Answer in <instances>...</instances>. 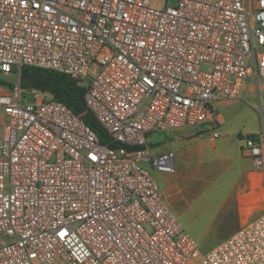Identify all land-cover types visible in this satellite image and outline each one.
<instances>
[{"label":"built area","instance_id":"built-area-1","mask_svg":"<svg viewBox=\"0 0 264 264\" xmlns=\"http://www.w3.org/2000/svg\"><path fill=\"white\" fill-rule=\"evenodd\" d=\"M24 66L83 86L115 146L0 85V264H264V211L202 252L142 166L174 171L150 132L214 123L264 82V0H0V72ZM243 148L264 169V131Z\"/></svg>","mask_w":264,"mask_h":264},{"label":"crops","instance_id":"crops-1","mask_svg":"<svg viewBox=\"0 0 264 264\" xmlns=\"http://www.w3.org/2000/svg\"><path fill=\"white\" fill-rule=\"evenodd\" d=\"M245 95L254 99L260 109V119L254 126L248 123L247 126L222 129L217 131L219 135L216 137L213 131L206 134L188 131L177 137L180 144L171 151L174 171L167 175L169 189L175 185V177L183 174L194 181H207L204 165L209 163L206 187L209 191V215L205 228L209 232L224 233L216 238L217 241L227 238L264 211V169L256 168L252 156L243 148L246 136L264 131V82L259 88L249 85ZM230 103L231 100H222L214 107L218 110ZM160 153L163 152H152L153 155ZM196 187L195 192L201 193L203 188L197 190ZM214 246H209V249Z\"/></svg>","mask_w":264,"mask_h":264},{"label":"rangeland","instance_id":"rangeland-1","mask_svg":"<svg viewBox=\"0 0 264 264\" xmlns=\"http://www.w3.org/2000/svg\"><path fill=\"white\" fill-rule=\"evenodd\" d=\"M18 80L19 75L16 73L4 74L0 72V85L6 82L16 83ZM35 95L47 97L38 91L34 93L28 90L25 92L26 100H22V103L33 102ZM256 104L254 99L248 97L232 99L230 105L218 108V110L215 108L216 121L214 123L204 121L191 127L169 131H153L148 134V145L151 148V152L173 151L180 144L177 137L188 131L206 134L209 131L247 126L248 123L254 126L255 121L260 119V109ZM142 166L152 174L159 188L163 191L169 208L175 214L182 227L195 240L202 252L209 250V246L216 245L222 240L217 241L216 238L223 236V232H209V229L205 228L209 215L207 206V203H209V191L206 188L208 186L207 181H209V163L204 165L207 181H194L189 175L185 176L183 174L175 177V185L172 189L168 188L169 183L167 182V175L172 173L159 171L147 163H143ZM195 187L197 190L202 187L203 190L201 193L195 192Z\"/></svg>","mask_w":264,"mask_h":264},{"label":"trees","instance_id":"trees-1","mask_svg":"<svg viewBox=\"0 0 264 264\" xmlns=\"http://www.w3.org/2000/svg\"><path fill=\"white\" fill-rule=\"evenodd\" d=\"M19 83L23 89H34L51 94L66 104L75 114L83 115L84 122L91 127L102 143H109L104 128L87 110L84 102L85 88L68 74L32 66L21 68ZM115 146L113 143H109Z\"/></svg>","mask_w":264,"mask_h":264},{"label":"water","instance_id":"water-1","mask_svg":"<svg viewBox=\"0 0 264 264\" xmlns=\"http://www.w3.org/2000/svg\"><path fill=\"white\" fill-rule=\"evenodd\" d=\"M81 117L84 119V116L83 115H81Z\"/></svg>","mask_w":264,"mask_h":264}]
</instances>
